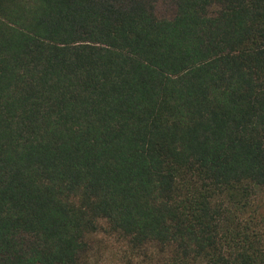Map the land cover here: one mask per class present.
I'll return each mask as SVG.
<instances>
[{"label": "trees", "instance_id": "1", "mask_svg": "<svg viewBox=\"0 0 264 264\" xmlns=\"http://www.w3.org/2000/svg\"><path fill=\"white\" fill-rule=\"evenodd\" d=\"M0 264H264V0H0Z\"/></svg>", "mask_w": 264, "mask_h": 264}, {"label": "rangeland", "instance_id": "2", "mask_svg": "<svg viewBox=\"0 0 264 264\" xmlns=\"http://www.w3.org/2000/svg\"><path fill=\"white\" fill-rule=\"evenodd\" d=\"M170 10H169V6L167 4H164V3H161L158 7V13L160 15H164V14H167L169 13Z\"/></svg>", "mask_w": 264, "mask_h": 264}]
</instances>
